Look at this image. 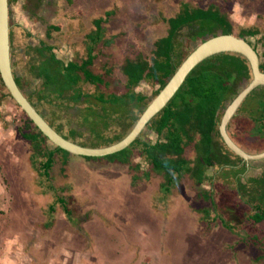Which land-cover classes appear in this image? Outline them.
<instances>
[{"label":"rangeland","instance_id":"obj_1","mask_svg":"<svg viewBox=\"0 0 264 264\" xmlns=\"http://www.w3.org/2000/svg\"><path fill=\"white\" fill-rule=\"evenodd\" d=\"M49 2L43 0L39 19L31 17L26 0L10 5L13 70L20 76H27L25 48L47 38L44 22L61 28L62 45L65 46L66 38H71L70 48L62 46L56 51L65 60L79 51L84 55L86 36L95 35L94 21L102 20L104 36L98 45L97 65L110 62L119 66L140 55L149 60L155 42L167 35L168 27L163 20L175 16L184 3L193 7L208 8L216 4L228 8L236 31L241 27H259L262 34L254 42L259 53L264 52L260 44L264 38V0H53L55 14L50 7L44 10ZM182 32V38L187 40L190 31ZM109 39L113 43L106 47L103 41ZM180 41L179 52L187 51L186 43ZM55 43H59L58 39ZM200 43L201 39L189 40V51ZM39 70L41 77L46 76L43 63ZM31 82L34 89L41 85L36 78ZM158 87L142 84L137 91L152 102ZM6 91L0 82V264H264V260L257 261L264 255V225L252 229L245 222L250 227L246 232L251 233L248 240L245 235L228 231L220 222L208 226L200 220L199 212L208 204L196 199L197 191L191 183L165 197L159 190V178L133 187L129 167L98 169L84 158H70L68 185L76 199L73 206L84 219L71 223L64 212L51 214L49 207L57 203L47 189V181L38 172L42 158L35 155L31 142L24 138L23 134L30 132L25 126L27 117L6 96ZM49 109L50 106L44 109V118ZM258 110L257 104L247 102L241 112H251L254 116ZM244 119L239 122L248 125L247 129L253 126L254 130L256 125ZM77 121V117L71 122L63 120V133L76 128ZM124 126L116 127L112 134L122 136ZM142 139L154 142L157 136L146 134ZM47 146L54 147L51 142ZM55 160L59 158L56 156ZM215 173L211 169L209 175ZM250 174L262 176L264 160L249 165L243 182ZM64 187L65 183L56 184L57 189ZM219 199L220 196L218 201L232 206L240 197L236 191L225 189ZM52 221V226L47 228V223ZM254 235L258 237L257 244L251 239Z\"/></svg>","mask_w":264,"mask_h":264},{"label":"trees","instance_id":"obj_2","mask_svg":"<svg viewBox=\"0 0 264 264\" xmlns=\"http://www.w3.org/2000/svg\"><path fill=\"white\" fill-rule=\"evenodd\" d=\"M18 1L9 0V5ZM26 1V9L31 17L39 19L43 0ZM52 5L53 0H50L44 10L50 7V11L55 14ZM230 18L228 8L221 5L218 7L214 4L204 8L184 3L175 16L163 20L168 27L167 35L155 42V49L149 60L140 55L135 59L125 60L119 66L110 62L97 65L100 58L98 45L104 36L102 20L94 21L97 33L86 36L84 55L79 51L65 60L56 53L64 46L61 28L54 23L47 25L44 22L47 26V38L36 46L25 48L27 76H20L14 71L15 80L40 114L43 115L44 109L50 106L45 120L64 138L83 147H108L120 142L132 131L144 112L143 107L150 104L151 99L137 89L142 84L153 87L157 85L159 87L154 92L155 98L193 51H189V40L201 39L203 43L219 35H234L245 39L257 51L254 40L262 34L259 27H241L240 31H236ZM185 29L190 31L187 40L182 38V31ZM218 31L221 33L217 34ZM10 37L13 48L12 30ZM52 38L56 39L50 42ZM57 39L59 43H55ZM70 40V37L65 39V46L68 48L72 45ZM180 40L186 43L187 51L179 52L178 47L182 43ZM260 40L264 47V38ZM112 43V39L103 41L106 47ZM260 59V69L264 72V52ZM41 63L47 71L44 77L39 74ZM35 78L41 81V85L34 89L31 81ZM252 79L250 65L240 54L224 53L205 60L189 74L173 99L147 124L128 148L99 158L77 156L56 146L49 148L48 138L23 111L27 117L25 126L30 130L23 136L31 142L35 155L41 156L38 172L47 181L48 191L56 198L57 204L50 206L49 211L54 215L58 211L64 212L71 223L84 219L73 206L76 199L72 194V187L68 185L70 158L75 156L88 160L98 169L129 167L132 186L135 188L159 178V190L165 197L180 192L182 187L191 183L197 191L196 199L208 204L200 209V220L208 226L220 222L228 231L239 236L245 235L248 240L251 233L246 232L250 227L254 229L264 225V174L259 177L249 175L243 182L242 178L253 161L246 162L232 152L225 144L219 127L228 101L246 88ZM0 82L7 90L1 75ZM6 96L11 97L8 91ZM247 102L259 107L254 116L251 112H241ZM75 117L78 118L77 127L64 134L62 121L71 122ZM244 118L256 125L254 130L253 126L247 129L248 125L239 122ZM123 124L125 133L122 136L117 135L118 133L113 135L112 130L121 128ZM259 127L262 128L261 131ZM227 131L230 138L244 151L246 148L264 152V137L261 138L264 133V87L253 91L245 99ZM146 134L156 135V141L142 139ZM56 156L59 160H55ZM211 169H215L216 173L209 175ZM58 174H61V178ZM224 178L228 182H224ZM57 183H65V187L57 189ZM259 183H262L261 186ZM225 189L236 191L240 200L232 206L218 201V196L221 199ZM54 215L50 216L54 218ZM247 221L250 223L249 228L245 223ZM53 222H48L46 227L50 228ZM251 239L258 243L256 235ZM260 260H264V255L257 261Z\"/></svg>","mask_w":264,"mask_h":264},{"label":"water","instance_id":"obj_3","mask_svg":"<svg viewBox=\"0 0 264 264\" xmlns=\"http://www.w3.org/2000/svg\"><path fill=\"white\" fill-rule=\"evenodd\" d=\"M9 0H0V75L14 101L27 114L34 125L45 135L49 142L71 154L83 157H105L128 148L143 132L147 124L156 117L180 90L189 74L205 60L224 53L242 55L249 63L253 79L227 106L220 124V134L227 147L246 162L264 160V152L250 154L241 149L229 136L227 127L245 99L259 87H264V72L260 69L258 52L245 39L234 35H219L199 44L178 68L163 90L144 110L132 131L120 142L104 147L90 148L73 143L59 134L30 103L16 83L10 37Z\"/></svg>","mask_w":264,"mask_h":264},{"label":"flooded vegetation","instance_id":"obj_4","mask_svg":"<svg viewBox=\"0 0 264 264\" xmlns=\"http://www.w3.org/2000/svg\"><path fill=\"white\" fill-rule=\"evenodd\" d=\"M257 52H258V54H259V56L261 55L260 53H259V51L257 50ZM261 60V59H260ZM260 88V87H259Z\"/></svg>","mask_w":264,"mask_h":264},{"label":"crops","instance_id":"obj_5","mask_svg":"<svg viewBox=\"0 0 264 264\" xmlns=\"http://www.w3.org/2000/svg\"><path fill=\"white\" fill-rule=\"evenodd\" d=\"M262 161V160H261ZM253 162H256V161H253ZM250 176H253L252 174H250Z\"/></svg>","mask_w":264,"mask_h":264}]
</instances>
